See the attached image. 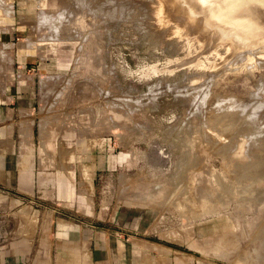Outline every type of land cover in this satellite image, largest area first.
Here are the masks:
<instances>
[{
	"label": "rangeland",
	"instance_id": "rangeland-1",
	"mask_svg": "<svg viewBox=\"0 0 264 264\" xmlns=\"http://www.w3.org/2000/svg\"><path fill=\"white\" fill-rule=\"evenodd\" d=\"M167 4L0 0V87L28 96L11 169L16 208L0 210V264H264V47L193 46L211 30L187 37ZM244 52L252 56L238 59ZM218 97L241 99L245 114L263 106L229 116H262L251 138L235 119L243 135L230 136L234 127L222 139L207 126ZM220 144L250 168L260 156L247 172L238 165L263 180L240 176Z\"/></svg>",
	"mask_w": 264,
	"mask_h": 264
},
{
	"label": "bare ground",
	"instance_id": "bare-ground-1",
	"mask_svg": "<svg viewBox=\"0 0 264 264\" xmlns=\"http://www.w3.org/2000/svg\"><path fill=\"white\" fill-rule=\"evenodd\" d=\"M168 1V3L170 4H167V7H168V9L170 10V12H171V14L173 15V17L175 18V22H176V24H177V26H178V28L179 29H182L183 30V32H184V35H186L187 37H193L194 35H193V33L194 32H196V31H203V32H209L210 30V32H209V34L206 36V37H193L194 38V40H196V42H192V45L193 46H195L197 43H200L201 44V46L202 47H204L205 49L208 47V46H210L211 44H213L215 41H229L230 42V45H231V47L233 48V50H239V49H241L242 47H244V46H249V45H256V46H259V47H264V8H258V7H255V6H253V5H251L250 3H248V2H251L252 3V1H259V2H262V1H264V0H250V1H245V0H167ZM160 11L161 12H168L167 11V9H166V6H165V4H161L160 5ZM56 25H58V24H56ZM55 25V26H56ZM54 26V27H55ZM56 28V27H55ZM54 28V29H55ZM53 29V31H52V34L54 33V31L55 32H57V30H54ZM57 29V28H56ZM59 30V29H58ZM63 29H61V27H60V31L61 32H64V31H62ZM59 31V32H60ZM60 32V33H61ZM58 33V32H57ZM59 33V34H60ZM58 34V35H59ZM62 34V33H61ZM53 35H55V33L53 34ZM57 35V34H56ZM57 35V36H58ZM193 41V40H192ZM211 50V49H210ZM231 51V50H230ZM232 53V52H231ZM250 56H252V54L250 53V52H244L243 54H240V56L238 57V59H242V58H244V59H249L250 58ZM205 96H206V94H205ZM204 96V98H206ZM252 97V96H251ZM254 97V96H253ZM227 98V97H226ZM218 99H221V100H216V101H214L213 103H215V105L216 106H213V107H217L216 108V111H213L215 114H214V116H212L213 118H212V121L209 119V121L208 122H210L209 123V125H207L208 127H210V128H215V130L218 132H216L217 134H219L220 132L223 134V132H225V133H229V132H227V131H230V129H232V128H234L235 126H239V123H237L236 122V124H235V120L236 121H240V124L242 123H244V124H248V127H246V126H244V124L242 125L243 126V128L245 129H243L244 130V132H243V134L245 133V131H249L251 128H249V127H251V126H253V125H249V123H251V124H253L254 123V121H256L257 122V119L258 120H261L262 118L260 117V118H256V120L254 119V120H252V118L251 119H249L251 122H249V123H247L248 121H247V119L250 117V116H252V114H247V112L248 113H250V111L251 110H249V108H250V106H252L253 104V102H251V104L252 105H247L246 103H244V105L246 106L247 105V107H249L248 108V110L246 111V114L245 113H242V109H243V107L241 108V105L242 104H240V100L241 99H239L238 101L236 100L237 98L235 97V99H224V97H223V99H222V97L221 98H219L218 97ZM203 100V99H202ZM202 100L200 101L201 103H202ZM227 100V101H226ZM249 100V99H248ZM242 101V100H241ZM206 102V99H204L203 100V103H205ZM245 102H247L248 103V101L246 100ZM200 103V104H201ZM212 103V104H213ZM226 103H227V106H226ZM242 103V102H241ZM250 103V102H249ZM248 103V104H249ZM211 104V105H212ZM240 104V105H239ZM256 103H254V105H255ZM202 105V104H201ZM204 105H206V104H204ZM214 105V104H213ZM253 105V108L256 106H259V109H260V107L261 108H263V106L262 105H255L254 106ZM202 107H204L203 105L200 107V108H202ZM208 107H210V106H207L206 108H208ZM241 108V110L240 111H238L239 109ZM252 108V107H251ZM258 108H255V111L257 110ZM204 110V109H203ZM213 110H215L214 108H213ZM261 110V109H260ZM201 112H202V115H204L205 113H204V111H202V110H200ZM252 111H254V110H252ZM262 111H263V109H262ZM262 111H259L260 112V115H262V113H263V115H264V112H262ZM200 112V113H201ZM212 112V113H213ZM239 113V115H241L240 114V112L243 114V116L245 115H249V117H244L245 118V120L243 119V121L241 122V120H242V117L240 118V119H238V117H232L233 119H235V120H233L232 119V122L231 121H228V119L229 120H231V117H229V116H231V115H233L234 116V113L236 114V113ZM244 112V111H243ZM258 112V111H257ZM258 112V113H259ZM262 112V113H261ZM199 113V115H200V117H202V115ZM207 113V112H206ZM256 113V112H255ZM254 113V114H255ZM258 113H256V114H258ZM217 114V115H216ZM42 115H44V114H42ZM213 115V114H212ZM216 115V116H215ZM237 115V114H236ZM259 115V116H260ZM205 116H207V115H204L203 117H205ZM209 116V115H208ZM226 116V117H225ZM228 116V117H227ZM238 116V115H237ZM210 117V116H209ZM226 118L227 119V121L228 122H225V120L226 119H223V121L225 122H222V118ZM252 117H254V116H252ZM42 118V117H41ZM47 118V121H49L50 122V120H48L49 119V117H43V120L44 119H46ZM206 118V117H205ZM211 118V117H210ZM247 118V119H246ZM198 119H199V117H198ZM202 119V118H201ZM208 119V117L206 118V120ZM42 120V119H41ZM40 120V121H41ZM200 120V119H199ZM204 120V119H203ZM203 120H201V121H203ZM264 120V119H263ZM262 120V121H263ZM201 121H200V123H201ZM233 121H234V124L235 125H233ZM246 121V122H245ZM253 121V122H252ZM207 121H204V124L206 123ZM222 122V123H221ZM255 122V124L257 125L258 124V122L256 123ZM41 123H44V122H42L41 121ZM48 123V122H47ZM232 123V124H231ZM38 124H40V122L38 123ZM46 124V120H45V123H44V125ZM49 124V123H48ZM202 124H203V122H202ZM254 124V125H255ZM260 124V123H259ZM50 125H52L51 123H50ZM40 127L42 126V124L41 125H39ZM47 126V124L45 125V127ZM202 127L203 126H205V125H201ZM40 127H38V128H40ZM45 127H42V128H45ZM260 127V126H259ZM258 127V128H259ZM42 128H40V130L42 131L43 129ZM48 128V127H47ZM46 128V129H47ZM205 128V127H204ZM237 127H235L234 128V132L236 131L235 129H236ZM239 128V127H238ZM238 128H237V130H238ZM203 129V128H202ZM242 129V127H240L239 128V130H238V133H239V131ZM256 129V126H254V129H253V127H252V129L251 130H255ZM212 130V129H211ZM215 130H212L211 131V136L210 137H212L213 136V138H214V135H217L216 133H215ZM40 132V131H39ZM45 132V131H44ZM43 132V134H45ZM214 132V133H213ZM234 132H230L229 133V135L230 134H237L236 132L234 133ZM255 132V131H254ZM42 132H40V134H41ZM241 134H242V130H241V132H240ZM248 133H250V131L248 132ZM214 134V135H213ZM241 134H237L238 136L239 135H241ZM242 134V135H243ZM252 134H254L255 135V133H253L252 132ZM203 135V134H202ZM220 136H221V134H219ZM218 135V136H219ZM227 135V134H226ZM246 135V134H245ZM250 135H251V133H250ZM249 135V137H247V138H251L253 135H251L250 136ZM44 136V135H43ZM42 136V137H43ZM204 136V135H203ZM201 137V139L204 141L205 140V137L206 136H204V137ZM224 136V135H223ZM223 136H221L220 138H222ZM231 136V135H230ZM233 137V136H232ZM232 137H227V139L229 140L230 138H232ZM260 136H258V138H259ZM262 137V140L264 139V137L263 136H261ZM216 138V137H215ZM235 138V137H234ZM237 138V137H236ZM235 138V139H236ZM239 138V137H238ZM238 138L236 139V140H238ZM257 138V139H258ZM210 139V138H209ZM223 139V138H222ZM221 139V140H222ZM235 139H233V140H231L232 142L235 140ZM255 139H256V137H255ZM202 140H201V142H202ZM213 140H215V139H213ZM218 140H219V138L217 137V140H215L216 142H218ZM221 140H219V143H221L220 141ZM224 140H226V139H224ZM262 140H260V142L262 141ZM205 141H208L209 143H210V141H211V139H210V141L208 140V135H207V139L205 140ZM227 141V140H226ZM211 142H213V141H211ZM215 142V143H216ZM228 142V144L226 145L227 146V149L229 148L228 146H233V143L231 144V142H229V141H227ZM237 143H239V141H236ZM263 142V141H262ZM202 143H204V142H202ZM206 143V142H205ZM224 142H223V144L222 145H224L225 144ZM211 144V143H210ZM218 144V143H217ZM231 144V145H230ZM235 144V146L237 147V145H236V143H234ZM206 145H209L208 143L206 144ZM211 145H213V144H211ZM210 145V146H211ZM216 146H218L219 147V145H216ZM225 146V145H224ZM217 147V148H218ZM234 147V146H233ZM232 147V148H233ZM212 148H215V147H212ZM217 148H215V150L217 149ZM221 148V144H220V147H219V151L221 150V152H223L222 151V148L224 149V147L222 146V148ZM211 149V148H210ZM224 150L225 152H223V155L226 153V151H228V150ZM231 149V148H230ZM236 149V152L238 151L237 150V148H234L233 150H235ZM212 150V149H211ZM214 150V149H213ZM212 150V151H213ZM232 150V149H231ZM232 151H230V153H231ZM234 152V151H233ZM214 153V152H213ZM228 153V152H227ZM226 153V154H227ZM229 153V154H230ZM247 153V152H246ZM245 153V154H246ZM249 153V152H248ZM215 154H216V151H215ZM219 154V153H218ZM222 153H220L219 155L220 156H222V157H225V156H223V155H221ZM229 154H227V156H228V158L229 159H227L228 161L232 158V155H231V158L229 157ZM232 154V153H231ZM234 154V153H233ZM238 154V153H237ZM250 154V153H249ZM236 155V154H235ZM234 155V157L233 158H235L236 156H238V155H236L235 156ZM251 155V154H250ZM226 156V157H227ZM221 157V158H222ZM251 157V156H250ZM254 157H256V155L254 156ZM260 156H258L257 158H259ZM232 158V160H230V162L231 161H233L234 159ZM243 158H247L246 160H248V158H249V155H248V157L246 156L245 157V155H244V157ZM257 158H255L256 159V163H258L259 164V162H261L260 160H262V159H260L259 158V162H257ZM261 158H263L264 159V157L262 156ZM224 159V158H223ZM242 159V158H241ZM241 159H240V162H238V163H241L242 164V166H241V164H239L241 167H242V169H244L243 168V166H244V164H245V170H246V168L248 167L247 166V164L248 163H250V162H247V164H246V161L245 160H243V161H245L244 163H242L241 162ZM251 158H249V160H250ZM222 160V159H221ZM226 160V161H227ZM236 160H238V159H235L234 160V164L232 163V164H230L229 162H227V163H229L230 164V166L231 165H233L232 167H234V166H237L236 168H238L239 167V165H238V163L236 162ZM248 160V161H249ZM226 161H225V163H226ZM254 164H255V162H253ZM254 164H252L251 165V168H250V166L248 167V170H250V169H252V167L253 166H256V165H258V164H256V165H254ZM264 165V164H263ZM230 166H227V167H229V169H230ZM241 167H239L240 169H241ZM264 167V166H263ZM263 167H261V168H263ZM235 168V167H234ZM234 168H232V171H230L229 169V171L230 172H233V171H235L236 172V175H237V177L236 178H239L240 176H243L244 178H246L245 176H247V175H249V176H251L252 175V177L251 178H253V177H258L259 179H261V180H263L264 179V175L262 176L263 177V179L261 178V176L259 175V173H256V174H258V175H256L255 174V176H253L254 174H252V172L254 171L255 172V168H254V170H252L251 171V175H250V171H248L249 172V174L248 173H246L247 172V170H246V172L244 173L243 172V170L241 169L240 171L242 172V174L243 175H241V172L239 171V169H236V170H238V171H236ZM234 169V170H233ZM264 170V168L262 169V170H259L260 172H262ZM256 171H257V169H256ZM239 172H240V174H239ZM258 172V171H257ZM240 176H239V175ZM245 174H247V175H245ZM261 174V173H260ZM264 174V173H263ZM217 175V177L215 176V179L216 180H218L219 181V179L220 178H218V175L219 174H216ZM235 175V176H236ZM239 176V177H238ZM219 177H220V175H219ZM242 178V177H241ZM241 178H239L240 180H238V179H236V181L238 180L239 181V183L240 184H242L241 182H243V181H241L242 179ZM244 178H243V180H244ZM256 178H255V180H254V182L256 181V183L258 182L257 180H256ZM257 178V179H258ZM221 179H222V177H221ZM220 179V180H221ZM258 179V180H259ZM223 180V179H222ZM221 180V181H222ZM246 180V179H245ZM251 181H252V179H250ZM260 180V181H261ZM220 181V182H221ZM224 181V180H223ZM241 181V182H240ZM220 182H218V183H220ZM245 182V181H244ZM221 183H224V185L226 186L227 184H225V182H221ZM227 183V182H226ZM229 184V183H228ZM248 184V183H247ZM223 185V184H222ZM231 185V184H230ZM250 185V181H249V184L247 185L248 187H250V188H254L255 189V187H253V186H255V184L253 185L252 184V182H251V185ZM253 185V186H252ZM245 186H246V184H245ZM245 186H241V188L243 187H245ZM221 187V186H220ZM223 187V186H222ZM229 187H233V186H229ZM240 188V189H241ZM243 188L241 189V191L242 192H246L248 189H250V188H248L247 189V187H246V189H244V191H243ZM229 191H228V190ZM253 189V190H254ZM223 190H225L224 192H223ZM230 190H231V192H232V190L233 189H229L228 188V186H227V188H225V189H223L222 188V191L221 192H223V194L224 193H226V191L227 192H230ZM246 190V191H245ZM252 190V191H253ZM237 190H235V192H236ZM241 192V193H242ZM248 192V191H247ZM172 193V192H171ZM232 193H234V192H232ZM231 193V194H232ZM241 193H238V194H241ZM210 194V193H209ZM230 194V193H229ZM207 195H208V193H207ZM211 195V196H210ZM210 195H208V196H210V197H212V196H214V195H212V194H210ZM220 195H222V194H220ZM174 195H172V196H170L169 195V197H173ZM224 196H226V194H224ZM227 196H228V193H227ZM230 196V195H229ZM25 210H27V209H25ZM24 210V211H25ZM28 210H29V207H28ZM26 213H29V211H27ZM33 226V225H32ZM33 232V231H32ZM32 235V234H31ZM31 244V243H30ZM47 244V243H46ZM44 245L45 244H43V247H44ZM47 246V245H46ZM82 246V245H81ZM150 246V245H149ZM156 246V245H155ZM49 247H50V245H49ZM69 248H72V247H70V246H68ZM106 247H107V244H106ZM152 247V246H151ZM157 247V246H156ZM64 249H66V248H64ZM68 249V248H67ZM73 249H74V247H73ZM76 249V248H75ZM79 249L80 248H78V251H79ZM47 250V249H46ZM66 251V250H65ZM73 251H75V250H73ZM72 250H71V252L69 251V252H67L66 254H73L72 252H73ZM124 251V250H123ZM80 252H81V250H80ZM47 253V252H46ZM49 253V252H48ZM47 253V255H49ZM50 256V255H49ZM75 257H76V255H75ZM78 257V256H77ZM76 257V258H77ZM142 257H143V255H142ZM47 258H49L48 256H47ZM136 258V257H135ZM78 259V258H77ZM47 260H49V259H47ZM62 261H64V259L62 260ZM62 261H59V262H62ZM66 261V260H65ZM64 261V262H65ZM165 261V260H164ZM159 263H161V262H159ZM149 264V263H148ZM162 264V263H161Z\"/></svg>",
	"mask_w": 264,
	"mask_h": 264
},
{
	"label": "crops",
	"instance_id": "crops-1",
	"mask_svg": "<svg viewBox=\"0 0 264 264\" xmlns=\"http://www.w3.org/2000/svg\"><path fill=\"white\" fill-rule=\"evenodd\" d=\"M12 59H17L16 53L12 55ZM14 62L16 63V61ZM1 88L2 87H0V188L3 187L5 191H0V210L3 204H7V208L10 212L16 208V203H14L15 196L11 193V191L14 190V185H16L15 172L11 170L17 166L16 160L13 157L16 151L15 137L20 129H18V125L25 124L28 126V96L23 97L18 94H13L9 87H3L4 90ZM4 171H7L8 175ZM21 179L22 181L19 183L20 189L24 191L25 196H27V193L30 196L33 193L32 181L27 176ZM64 230L66 231V229ZM98 254L99 253H97V256Z\"/></svg>",
	"mask_w": 264,
	"mask_h": 264
},
{
	"label": "water",
	"instance_id": "water-1",
	"mask_svg": "<svg viewBox=\"0 0 264 264\" xmlns=\"http://www.w3.org/2000/svg\"><path fill=\"white\" fill-rule=\"evenodd\" d=\"M245 1H250V0H245ZM248 3H250L251 5H253V6H255V7H258V8H264V1H262V2H259V1H252V3L251 2H248Z\"/></svg>",
	"mask_w": 264,
	"mask_h": 264
}]
</instances>
